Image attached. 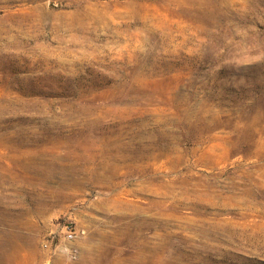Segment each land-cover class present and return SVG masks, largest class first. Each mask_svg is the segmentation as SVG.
Listing matches in <instances>:
<instances>
[{"label":"rangeland","instance_id":"rangeland-1","mask_svg":"<svg viewBox=\"0 0 264 264\" xmlns=\"http://www.w3.org/2000/svg\"><path fill=\"white\" fill-rule=\"evenodd\" d=\"M0 264H264V0H0Z\"/></svg>","mask_w":264,"mask_h":264},{"label":"built area","instance_id":"built-area-1","mask_svg":"<svg viewBox=\"0 0 264 264\" xmlns=\"http://www.w3.org/2000/svg\"><path fill=\"white\" fill-rule=\"evenodd\" d=\"M78 239V227L75 221L65 220L55 225L43 239L42 246L50 257L59 253L66 254L69 258L77 260L79 248L76 244Z\"/></svg>","mask_w":264,"mask_h":264}]
</instances>
